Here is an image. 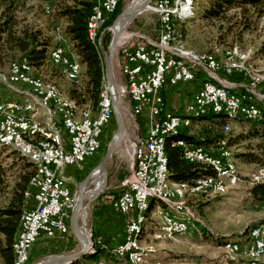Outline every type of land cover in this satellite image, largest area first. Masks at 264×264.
I'll list each match as a JSON object with an SVG mask.
<instances>
[{"label":"built area","instance_id":"2783aa9c","mask_svg":"<svg viewBox=\"0 0 264 264\" xmlns=\"http://www.w3.org/2000/svg\"><path fill=\"white\" fill-rule=\"evenodd\" d=\"M175 1V0H174ZM174 1L172 9H174ZM112 0H99V5L92 13L91 27L99 26L101 36L94 38L99 41L108 28H103L107 18L113 14L110 12ZM151 9L159 14L161 27L155 40L147 39L143 35H134L135 39L123 41L119 45L120 70L125 77V84L118 87L119 96L126 93L131 101V111L134 116H145L147 120V133L143 140L138 142L133 149L134 170L131 179L126 183L110 204L122 214L129 216L126 220L123 240L112 247L117 254H122L125 261L130 263L132 248L130 231L138 225V213L150 195L164 196V182H159L161 170L160 144L162 136L168 132L167 122H177L179 114L190 113L201 115L205 112L222 109H234L236 114L249 115L252 119L260 118L259 110L252 105V96H260L264 100V83H255L248 77L244 83L241 93H221L217 84L201 83L200 88L194 94L193 99L181 112L167 109L165 116V128L155 129L154 114L157 105V94L159 80H166L171 85L179 82H187L195 79L196 72L217 75H244L240 63L230 65L229 63H219L215 60V55L211 58L198 56V61H191L189 57H183L176 53V42L173 47L165 46L167 32L163 31L164 16L166 11L161 0H154ZM61 35V34H58ZM61 62H68L65 58L64 50L61 55L56 56ZM21 62L19 68L15 69L12 75H3L1 79L15 84H26L29 87V94L34 96V106L26 107V100L5 103L0 101V141L5 126H12L11 139L17 142V146L24 152L31 154L32 159H36L39 165V177L32 184L31 197L34 206L25 210L22 229L17 239L16 264H28L29 250L41 234L46 237H53L56 233L68 231L67 220L75 203L66 179L61 174L67 166L81 164L85 159L94 156L101 147V134L112 118L111 98L107 91L104 94V103L100 107V120L95 136L84 138L85 124L78 127H71L65 122V117H60V110L55 107V102L50 101V93L40 92L30 85L26 80V73L21 72ZM222 80V79H221ZM41 111L45 116L46 141H38L34 134V125L21 119H13V112ZM230 128L226 122L223 129ZM50 136H57L63 139L64 153L62 155H47V147L51 146ZM223 142L224 147V140ZM182 149V157L188 162H192L191 149ZM206 151V158L215 160H231V149H226V155H218V151ZM234 168V167H233ZM227 169L221 168V174L217 179H204L216 181L226 179L231 181V185L239 184L240 180L227 178ZM258 175L254 176V181H264L262 168ZM237 173V172H236ZM241 179V177H240ZM190 184L201 188V184ZM167 199V197H164ZM176 204V203H175ZM182 207H185L182 205ZM195 218V216H191ZM164 231H175V226L169 224L165 228H156L154 235L163 234ZM257 242V250L254 255V264L257 259L264 257V249ZM226 252V247L221 248ZM238 250V248H237ZM237 256V255H235ZM245 263V258H239ZM131 264V263H130Z\"/></svg>","mask_w":264,"mask_h":264},{"label":"rangeland","instance_id":"374dc122","mask_svg":"<svg viewBox=\"0 0 264 264\" xmlns=\"http://www.w3.org/2000/svg\"><path fill=\"white\" fill-rule=\"evenodd\" d=\"M140 1L142 0H120L121 10ZM173 1L174 0H172V3ZM198 1L202 2L203 0H196L195 2L198 3ZM49 2V0H28L27 4L31 6L32 10L28 12L27 18L30 19L32 17V12L34 10H37L39 15L38 22L40 24H48V22L52 23L53 16L51 15V13H46L47 15H45V13L43 12V8L46 5H49ZM195 2L194 0H191L190 11L192 12V15L186 16V18L183 19L182 28L184 32V38L182 37L181 39H179L180 43L183 45V48L190 49L200 54L209 55L211 53V55H215V59L221 60L223 59V52H225L226 49L235 47L239 52H241L242 55L246 56L245 59H241L242 73H244V75L224 76L229 78L237 77L241 79L243 84L247 81L248 77L252 76L253 74H257L258 76H261L262 79H264V16L258 18L252 13H247V23H244L248 24L247 29H245V26L243 24H241V21L244 20V17L238 11V9L233 8H230L228 10L225 19L220 18L210 21H204L199 18L198 14L196 16V12L200 10V7L196 8L194 5ZM169 8L170 10H173L171 7ZM171 18L176 17H174L173 15L169 16V23L172 24ZM134 20H136V22L133 23L132 21L127 30L121 34L119 45L123 42V36L125 34H130V32L139 31L140 33L145 34L147 37L153 40L157 38L161 27L160 17L157 12L150 8L149 10L137 15ZM180 27L181 26L177 25L178 30ZM173 29L175 30L174 25ZM106 31H108L109 33L106 41H104V36L101 38V46L103 47L105 54H107L108 52L112 36L111 30L109 31L107 29ZM177 34L179 35V33ZM119 45L116 49L113 60V76L114 83L117 86V90L120 85H124L125 83L123 77L119 74ZM67 50H69L68 47ZM101 56L103 57L102 54ZM79 60L80 59L78 58L77 61L79 62ZM103 62L105 65L104 57ZM236 62L240 63V58ZM83 68L84 65L82 64V69ZM3 75H11L9 73L8 64L4 67H0V78ZM39 75L43 78V81L48 84H52L54 82L59 91H62L61 93L64 96H66L64 93L65 86L70 83L68 80H76L79 76L78 74L76 77H71L67 74V72H64V75L68 80L64 76H61L60 79L50 80L44 72H41ZM7 84H11L14 87H17L18 85L14 82H8L4 81V79H0V85L3 88H5V86L7 87ZM104 89L105 84L103 90ZM29 96L30 94L28 95V97ZM255 101L259 103L260 106L264 107V100L260 96H258ZM118 105L121 114L124 117L125 122L127 123L130 114H128L127 112L128 95L126 93L119 96ZM88 108L90 109L91 114L92 112L97 113L98 104L93 107L89 104ZM249 126V121H231L230 130L227 131L228 136L234 137L240 132H246ZM115 129L116 125L112 112L111 121L106 127H104L101 134V147L95 153L97 155L95 156L96 160L94 161V166H96L103 157L107 144ZM123 142L124 140H120L116 145L114 150H116L117 153H115L114 155L115 157L112 160L110 169L108 171H105L106 183L100 193L91 196L93 200H99L101 203H103V201L105 200L106 202V196H116L128 182V180L126 179V174L130 170V165H132L134 168V158L131 148L129 149L127 154L124 155V157H121V155L119 154V150L122 148ZM254 142H256L255 139L249 138L244 139L235 145H230V147H227L232 151L231 154L233 156V162L235 168L238 171L237 173L239 174V184H237L236 186L231 185V181L227 180L225 186L217 193H199L197 195H188L185 198L186 205L191 208L190 210L192 211L193 216H195V222L186 234H153L154 231H156V228H160V221H158L160 217V210L157 211L156 209H158V207L161 208L159 206L161 204V206L164 207L162 202L161 204L158 201L156 202L153 207V211H156L154 213L150 212L148 215H144L145 221H143L140 228L142 231L140 233L138 241L141 260L137 261L136 264H212L216 258L222 257L221 255H223V252L221 248H223V243L237 241L242 244L246 240H249V231L258 226H260L259 228H261L264 237V225L261 226L260 223V221L264 218V200L263 198L261 200H258L254 198L250 193V188L252 182L254 181V176L259 174V169L261 167H259L260 165L255 163L243 162L236 156L238 152L244 150L246 144H254ZM0 160L4 167L10 165L13 160H15L16 164L26 163L25 160L21 161L20 157H18L16 153L13 154V150L9 147L0 148ZM17 173L18 167L16 166L11 167L7 171L9 179H13L17 175ZM98 180L101 181L100 174L95 175L88 182L87 190L93 189L95 187L96 181ZM105 202L103 203V205L107 208V210H109V205ZM123 215L125 216L124 223L121 224L119 221L118 226L115 228V230H113L112 228L111 232L109 231V238H99L101 244L106 246L102 248H109L111 250L112 245L107 244L111 239L113 240V242L116 240L118 242H121L123 240L126 220L129 217L127 216V214ZM147 217H149V219H147ZM151 217L156 219L153 220L151 219ZM81 220L87 225L81 226L89 242L93 243L91 240L92 238L90 236V231H86V229L90 227V220L91 222L94 221L96 225L99 224L100 221L98 219V216H91L90 220H86L83 217ZM42 235L43 234H41L39 238ZM224 255L225 256L222 264H228L227 258H232L235 261L238 260V257L245 258L242 251L236 252L226 250V252H224ZM121 260L125 261V259ZM260 260L264 262V257ZM117 262L118 261H113L112 263L116 264ZM28 264H34V262L29 260Z\"/></svg>","mask_w":264,"mask_h":264},{"label":"trees","instance_id":"16d2710c","mask_svg":"<svg viewBox=\"0 0 264 264\" xmlns=\"http://www.w3.org/2000/svg\"><path fill=\"white\" fill-rule=\"evenodd\" d=\"M49 1V5L43 8V12L45 15L51 13L53 16L52 23L40 24L37 10L32 12L30 19L27 18L28 12L32 10L31 6L27 4L28 0H0V67L7 64L9 66L11 62L21 61V57H24L23 60L31 66L35 76L41 77L39 74L44 72L50 80L60 79L61 76L65 77L63 68L50 61L49 52L56 44L62 43L67 53L72 55L67 50L68 47L80 59L81 64V71L76 80H68L65 77L70 83L65 86L64 93L66 97L75 102L78 108L89 109V104L92 107L98 104L105 84L103 57L98 50L97 41L88 35L89 17L96 0ZM168 3L169 6H173L172 0H168ZM194 5L196 8L200 7L196 16L198 14L199 18L204 21L225 19L230 8L238 9L244 17L241 24L245 26V29L248 28V24H244L247 23V13H252L258 18L264 16V0H203L202 2H195ZM120 11L121 2L119 0L117 7L113 14L107 18L103 28L109 27ZM135 22L136 20H133V23ZM171 22L172 28L173 25L175 28L173 30L179 33L180 39L184 38L183 19L171 18ZM177 25L181 26L179 30ZM100 33L101 29L95 38H99ZM108 34V31H105L104 41H106ZM57 36L62 38L61 41L57 40ZM82 64L84 65L83 69ZM41 79L43 81L42 77ZM43 83L48 84L44 81ZM258 107L260 118L252 120L229 119L219 113L196 114L190 117V125L186 126L188 127L187 130H180L179 128L176 134L165 138L168 180L170 182H193L202 176L214 174L209 164L186 161L182 157L181 147L175 144L177 140L208 148L217 147L220 143L223 145L221 140H224V147H230V145H235L244 139L252 138L256 142L246 144L244 150L238 152L236 156L243 162L255 163L264 168V107L260 105ZM239 120L250 122L248 130L240 132L234 137L228 136L227 131L223 129L225 123ZM193 122L207 123V126L202 125L197 134H189L188 130ZM140 123L142 124L141 120ZM15 153L21 161L25 160L26 163L16 164L13 160L10 165L4 167L0 160V264H14L13 243L17 237L21 214L28 198L25 196V192L29 189V181L34 173L32 164L13 150V154ZM111 164L112 155L107 164V171ZM14 166L18 167V173L13 179H9L7 171ZM250 193L254 198L258 200L263 198L264 200V184L252 182ZM112 198L111 195L105 197L106 201L109 202ZM159 203L161 204V202ZM260 223L261 226L264 225V218ZM95 249L93 254L87 255L77 262L90 259V264H93L102 255L112 261L117 260V258L120 259L109 248L97 246ZM227 261L228 264H235V260L232 258H227ZM214 263L220 264L221 260Z\"/></svg>","mask_w":264,"mask_h":264},{"label":"bare ground","instance_id":"6f19581e","mask_svg":"<svg viewBox=\"0 0 264 264\" xmlns=\"http://www.w3.org/2000/svg\"><path fill=\"white\" fill-rule=\"evenodd\" d=\"M118 2L119 0H112V2L110 3V12H114ZM161 2H163L165 9H170L169 7L172 8V6H169L168 0H161ZM98 5H99V0H96L92 13L95 11V8H97ZM174 7L175 9L166 11V16H164L163 31L167 32V37L165 38V46L173 47L176 42V53L183 57H189L191 61H198V56L203 58H211V56L207 54H199L190 49L183 48V45L180 43L179 36L173 30L172 25L168 23V18L170 14L180 19H184L186 18V16L192 15V12L190 11L191 0H175ZM92 13L89 17L88 35L90 36V38L94 39L100 29L99 26L91 27ZM61 39L62 38L57 36V40L61 41ZM97 47L99 50V41H97ZM62 49L64 50L65 58L66 60H68V62H61V59L56 57L61 55ZM237 54L242 55L241 52H239L235 47L228 48L225 50L223 54V59L218 60V62L229 63L230 65H237L239 63H237L236 61L240 58V56H237ZM49 58L53 64L62 66L63 71L67 72V74L71 77H76L80 72L79 62L67 53L62 43L56 44L50 50ZM20 62L21 61H14L10 63L9 65L10 74H13L14 70L19 68ZM21 72L26 73L27 82L30 85H33L35 89L40 90V92L50 93V101L55 102V107L58 110H60V117H65V122L68 123L69 126L78 127L79 125L85 124L84 138H92L95 136V133L98 129V122L100 120V107L104 103V94L105 91H107L106 89H104L101 92V97L98 102L97 113L95 114L94 117H92L91 111L89 109L78 108L74 101L65 98L61 94V92L59 91V89L55 84H44L40 77L35 76V74H33L31 66L25 60H23V63H21ZM250 78L251 81H255V83H261V82L264 83V79H262V77L258 76L257 74H253L252 76H250ZM163 82L164 80H159V87L157 94L158 102L154 114L155 129L165 128V116L167 112L165 110V103L163 101L162 95L160 94V89L163 86ZM203 82L205 84H217V87L219 88V91H221V93H241V91L233 92L229 86H227L226 84H221L218 81L207 79L204 80ZM257 98L258 96H252V105H254L255 108L259 110L258 107L259 103L255 101V99ZM33 106H34V96L33 94H31L30 101H26V107H33ZM208 113L223 114L229 119L244 118L246 120L247 119L252 120V118L249 115L236 114L234 109L213 110L211 112H205L203 114H208ZM30 114L31 112H13V119H21L23 121H27L30 124L34 125V134H36V137H38V141H46V133H44L45 129L42 128L38 122H34L33 120H31L29 118ZM189 123H190V117L188 115H182V114H179V119L177 122H167L168 132L163 134L162 143L160 144L162 173H159V182H164V187H165L164 196L150 195V197H148L145 203L143 204L140 213H138V220H139L138 225H136L134 229L130 231L131 245L136 246V248H132V254H130L131 264H136L137 261L141 260L139 254L140 252H139L138 241H139L140 233L142 231L140 228L142 226L143 221H145L144 215L149 209L150 200L162 202L166 208V210L164 211L162 210L159 211L160 228H165L169 224L175 226V231H164V233L174 234V235H184L193 226L195 222V218H191V216H193L192 211L184 203L182 198L184 199L187 193L199 194V193L208 192L214 194L219 192L225 186L224 184L225 179H218L216 181L204 180V179L219 178V175L221 174V168H228L227 178H232V180H239V174L236 173L238 171L235 168L232 154H231V160H215L214 162H212L211 159L206 158V151H203V150H207L205 147L201 145H195L192 143H185L182 140H177L175 142L177 146H180L181 148L183 147V149H191V152H199V153H192V162H204L206 164H209L212 170L214 171V174L202 176L193 181V184H201V188H198L197 186L190 184V182H177L173 184L174 186L172 187L168 186V183L170 181L168 180L167 157L165 154V147H164L165 138L169 135L176 134L179 128H181L183 125H189ZM229 129L230 128H226L225 131H228ZM11 135H12V126H5L3 129L0 146L9 147L12 150H15L32 164L34 173L29 181V189L25 192L26 197H31L32 184L39 177L38 161L36 159H32L30 153L24 152L21 148H19L17 146V142L14 139H11ZM50 144L51 146L47 147V155H62L64 153V144L62 138H58L57 136H50ZM226 149L228 148L227 147L223 148V145L221 143L216 147V151H218V155H226ZM95 174L98 175L99 174L98 171H96ZM262 174H264V168H262ZM256 182L264 184V181H256ZM100 185H101V181L100 180L96 181L95 186L98 187ZM164 197H167V199ZM182 205H184L185 207H182ZM24 217H25V210L21 214L20 228L17 237L13 243L14 264H16L15 259L17 258V248H16L17 239L19 236V232L22 229ZM256 230H260L259 245L264 249V237L262 234V230L259 227H255L252 230H250L249 238H248L249 240H247L248 241L247 243L241 244L240 242L232 241V242L223 243L222 247L223 248L226 247V250L229 251H236V252L242 251L245 257V264H254V255H247L246 249H248V253H255V251L257 250V242H251L253 240H258V231ZM111 251L116 257H119L120 259L122 258L125 259L124 256H122V254H117L116 252L113 251V249H111ZM257 264H264V262L261 261L260 259H257Z\"/></svg>","mask_w":264,"mask_h":264},{"label":"crops","instance_id":"0c3cea01","mask_svg":"<svg viewBox=\"0 0 264 264\" xmlns=\"http://www.w3.org/2000/svg\"><path fill=\"white\" fill-rule=\"evenodd\" d=\"M174 5H175V1H174ZM138 34L145 36L147 39L153 40V39L147 37L145 34L137 31V32H130V34H128V35L125 34L123 36L122 41H126V40L133 39V38L135 39V37H133V36L138 35ZM69 52L72 54L71 56L75 60H78V57L76 55H74L71 51H69ZM223 54H224V52H223ZM118 59H119L118 60L119 68H120L121 58L119 57ZM119 74L123 77L124 82H125V77L122 74L121 70H120ZM219 75H220V78L222 80L217 75H209V74H204L203 72H196L194 80L187 81V82H179L176 85H171L168 82H166V80H164L163 86L160 89V94L162 95L163 101L165 103L166 112H167V109H169L171 111H175V112H181L183 110V108L188 103H190L192 101L193 96L198 91V89L200 88L201 83L207 79L213 80V81H218L221 84H226L227 86H229L232 89L233 92H239L242 90L244 84L241 81V79H239L237 77L229 78V77L224 76V74H221V73ZM29 92H30L29 87L26 84H22V83L18 84L17 87H14L11 84H7V87L5 86V88H3L0 85V101L5 102V103H9V102H13V101H24V100L30 101L31 94L28 97ZM64 97L68 98L66 96H64ZM127 109H128V111H127L128 114H130L127 123L125 122V119L122 116L124 128H125V133H124L123 138L121 139V141L124 140L123 146L119 150L120 151L119 154L121 155V157L122 156L124 157V155L127 154V152L129 151L130 148L132 149V153H133V149H134L135 145L138 144V142H140L141 140H143L146 136V133H147L146 117L145 116H134L132 114L131 101H130L129 97H128ZM95 114H96L95 112H92L91 116L94 117ZM181 114L182 115H188L189 117L196 115V114H190V113L189 114L181 113ZM29 118L31 120H33L34 122H38L40 124V126L45 129V116L42 114L41 111H38L37 113H31ZM140 120L142 121L143 125L140 123ZM189 125H190V123H189ZM202 125L207 126V123L204 124V123L193 122L190 129L188 130L189 134H197L199 132V129L202 127ZM186 126H188V125H183L180 128V130H187L188 127H186ZM206 149L216 151V147H208ZM115 153H117L116 150H113L112 160L115 157L114 156ZM96 155L97 154H94L93 157L84 160L81 164H77V165H73V166H67L63 170H61V174L66 179V184L69 187V190H70L73 197L76 195L79 183L95 167L94 161L96 160V157H95ZM129 167H130V170L126 174L127 175L126 179L128 181L131 179L132 174H133V170H134L132 165H130ZM226 181L227 180L225 179L224 184H226ZM175 183H177V182H169L168 186L172 187V186H174L173 184H175ZM122 189H124V188H122ZM86 190H87V186H86ZM205 193H201V194H205ZM188 195H197V194L187 193V195L184 197V199L182 198L184 203H185V198ZM91 199L92 198L90 196L84 200V202H83L84 204L82 205V208L79 212L78 221H79L80 226L81 225L85 226L86 224L83 223L81 220L83 217L86 220L87 219L90 220L91 216L97 215L98 219L100 221L99 224L96 225L94 221L91 222V220H90V227H88L86 229V231L87 230L90 231V234H91L90 236L92 238L91 240L93 242L92 245L94 248H96L97 246L104 247L105 245L101 244V241L99 238H103V239L109 238V235H108L109 231L111 232L112 228H113V230H115V228L118 226L119 221L121 224L124 223L125 216L122 213L115 210L111 206L109 201H106V202H105V200L103 201V203L105 202V203H108V205H109L108 206L109 210H107V208L99 200H95V199L91 200ZM151 202L149 205L148 212H146L147 215L150 212L154 213L156 210L157 211L158 210H162V211L166 210L165 206L163 207V206H161L162 205L161 204V205H159L161 208L158 207V209L153 211V207L156 204V202H154L153 200ZM33 206H34V200L32 198L28 197L26 199L24 210L30 209ZM107 211H108V213H107ZM147 219H149V217H147ZM151 219L154 220L156 218L151 217ZM69 220H70V217L67 220V225H68V231L67 232L56 233L53 237H46V236L42 235L40 238H38L35 241V243L31 247L30 253H29V260L30 261H33L34 264H37L38 262L45 260L47 258H50V257L72 254V253H75V252L81 250L80 243L78 242V240L75 238L73 232L71 231ZM119 242L117 240L113 242V240L111 239L108 241L107 244L112 245V247H113L116 244H118ZM221 256H222L221 258L220 257L216 258L215 259L216 261H214V262H218L219 260H221L220 264H222V261L224 260V256H225L224 252H223V255H221ZM86 261H87V263H90V260L85 259V260L76 262L74 264H77V263L86 264ZM115 261H118L116 264H127L124 260H121V259H117ZM112 262H113L112 260L106 259L105 256L102 255L99 257V259L97 260L96 263L113 264ZM214 262L212 264H215ZM96 263H93V264H96ZM61 264H65V263H61ZM235 264H245V263L241 262V259H239V260L235 261Z\"/></svg>","mask_w":264,"mask_h":264},{"label":"water","instance_id":"95a60500","mask_svg":"<svg viewBox=\"0 0 264 264\" xmlns=\"http://www.w3.org/2000/svg\"><path fill=\"white\" fill-rule=\"evenodd\" d=\"M152 3L153 0H142L138 3L125 7L123 10H121V12H119L116 15V17L111 23V26L108 28L109 31L111 30L112 36L107 54H105V51L101 46V39L99 40V51L105 59V65H104L105 89L107 90L111 98V106H112L113 118L116 125V129L107 144L103 157L101 158L99 163L89 172V174L79 183L76 195L74 196L75 203L70 213L69 224L71 231L73 232L75 238L78 240V242L81 245V250L72 254L50 257L38 262L37 264H61V263L74 264L81 258L93 254L96 250L93 247L92 243L89 242L83 228L80 226L78 221V216L84 200L89 196H93L95 194L100 193L103 186L105 185L106 183L105 171L108 161L113 153L115 146L123 138L125 133L124 123L118 105L119 93L117 90V86L114 83V76H113L114 55L120 43L121 34L127 30L129 25L132 23V21L137 15L141 14L144 11L149 10L151 8ZM96 171H98V173L100 174L101 185L98 187L95 186L91 190H86V186L88 182L96 175L95 174ZM151 201L152 200L149 201V205Z\"/></svg>","mask_w":264,"mask_h":264}]
</instances>
